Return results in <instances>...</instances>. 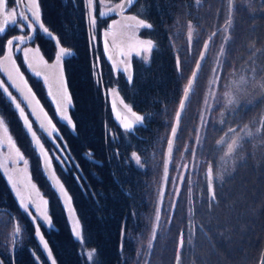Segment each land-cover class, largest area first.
Instances as JSON below:
<instances>
[{
	"label": "rangeland",
	"instance_id": "obj_1",
	"mask_svg": "<svg viewBox=\"0 0 264 264\" xmlns=\"http://www.w3.org/2000/svg\"><path fill=\"white\" fill-rule=\"evenodd\" d=\"M120 2H122V0H93L94 15L96 20L98 18L100 19L99 22L103 25V29L98 33V24L96 23V27L93 29L92 33V35H95L92 46L96 54L99 53L93 65L95 67V78L99 84L102 83L111 108L114 100L113 97L117 96L112 92V89H116L119 93V96H117L118 99H123L138 114L146 115V120L143 124L135 125L132 130L125 131L116 119V114L114 113V118L117 123L113 129L110 130L113 142L117 141L124 145L126 144L128 146L126 153H129L130 156L133 151L137 152L144 165L143 168L137 167V173H132L130 176L131 183L125 184L127 185L125 190L119 187V191L116 192V194L119 193L123 197H129L130 206H133L138 216H141V219L140 217H136L137 223L131 230L124 229L126 235L123 238V245L121 244L123 247L120 245V251L122 247V255L125 259L129 260V264H150L149 257H151L155 245L163 241L161 236L166 234L170 229L175 218L174 213L177 212L179 208L178 215L176 216L178 219L177 222L180 223V227L177 225L174 227L177 229L175 248L177 249V256H179V261H176V264H181L180 258L184 245L183 247L179 246L180 234H184L185 244L186 241L189 242L194 238V235L201 226L199 209L201 205H203L206 197H209L206 179L209 164L213 167V183L216 193L219 190V192L221 191V193L226 195L228 193L227 191H231V194L228 195L229 200L233 199L236 203V200L247 195V193L251 194L250 197L252 198L253 195L258 197L257 191L261 190L258 189L257 183L260 182L264 176V126H261L258 121L264 118V99L261 98L264 89H260L256 85L264 81V7H261V5L264 4V0H233L234 7L231 16V27L228 28L226 33L218 31L211 40L208 54L196 82V91L182 116L177 138L175 139L174 153L167 183L168 186L159 223L156 221V212L157 209L160 211L161 192L164 186V164L168 159L167 139L170 138L171 125L174 124L175 121V111L178 110L179 99L182 98V89L187 84V80L191 78V73L195 69V62L199 60V53L203 51L204 47H200L201 43L197 39L198 36L195 34V37L192 39L193 47L189 48L188 29L184 27L186 23L184 20L185 16L180 19L178 26L171 28L172 25H168L167 27L170 31L168 38L170 45L173 47L170 49L171 53L174 58L175 53L177 54L178 51L181 53L183 79L180 78V74L174 77L175 79L172 77L164 90L156 86V81L154 84L146 86L145 72L150 66L153 51L158 46L153 36L152 29L123 28L122 25L130 22L126 19H122L115 13L105 18L99 16L101 11H106L105 5L114 6ZM208 2L216 7V10L214 13L211 12L205 17L208 21L207 24H211L213 28L203 37V44L209 41V37L212 36L213 33H216L217 28L224 29L226 27V21L229 18L227 0H194L193 4L197 9L200 8L199 10L201 12L205 9L202 7ZM190 4L192 5V2H190ZM187 14L190 15V12L187 11ZM131 15H136L138 18L145 19L147 22L151 23L147 18L144 0H133V3L129 5L124 12L125 17ZM203 16L204 15H200V17ZM193 18L194 16L190 19ZM104 20H107V24L104 23ZM113 20H121V25H117L112 29V31L121 33L115 41H113L111 34L105 36V33L109 32V25H111ZM190 23H192L194 27L192 20ZM193 31L196 33L197 30L194 29ZM225 34L232 37L227 43L223 40ZM143 39H152L154 42V49L150 54L141 52L139 56L133 51L128 57V62L131 64V74L133 75V80L129 83L127 74L120 71L123 65L120 64L121 57L118 54L119 49L122 46L125 48L130 45L136 46L137 42ZM106 41L110 49L107 52L105 51ZM113 44H115V46H113ZM222 46L225 48V56L223 57L225 67L220 70L224 77V80L220 83L232 84L233 81H236L242 90V95H244V99L241 100V107L238 109L239 116L237 117H231L225 112V109L222 107L223 102L218 105L212 101V110L205 111L204 99L209 91L212 69L217 66L215 59L219 56V50ZM114 53L116 54L115 59H109L108 57L112 56ZM186 55L188 56L187 63L184 62ZM102 56L105 57L108 64L106 71V67L101 63ZM145 56H147V59H144ZM174 58L172 61L173 69H175L176 66ZM253 67L256 69L255 74L252 71ZM59 69L64 71L62 60ZM240 77H244L243 82L240 81ZM54 90L55 89H53V91ZM213 90L217 95L225 91V89L219 87V85ZM17 98L18 100L20 99L19 97ZM246 99H252L253 104L245 107ZM22 107H24L23 104ZM72 108L73 101L72 106L68 110V114L73 121L72 113L70 112ZM25 111L28 113L30 112L27 107H25ZM221 112H225L224 119L227 121L225 125L219 124ZM202 113L208 119L209 123L207 128L201 127L200 116ZM40 117L41 120L44 119L43 113H40ZM0 119L5 120L1 113ZM55 124L56 126L58 125V123ZM245 125L248 126L245 131H251L252 136L245 137L243 147L237 154L231 157H223V152L216 151V141L224 135V132L227 131V127H235L239 134L243 136L244 132H241L240 129H243ZM5 126L9 129L7 133L4 132ZM68 127L72 130L75 129L74 123L73 126L68 125ZM221 128H223V131L220 130ZM258 128L260 129L259 132H257ZM197 129H200L204 135L203 151H201L200 146L196 143ZM57 131L59 136L53 138L47 137L46 133L41 134V131L38 130L37 135H39L49 156L52 158V170L55 172L56 177L63 183L58 174L60 175V170H63V174L67 177V174H72L71 155L69 154L62 135L58 129ZM0 132V138H4L7 135L11 136L13 141L15 140V137L11 135L8 125H0ZM29 137L31 145L34 147L31 136L29 135ZM53 139L55 143L52 142ZM57 144L59 148L55 146ZM17 147L20 149L25 159L29 161L27 170H25L23 161H20L14 166L11 160L7 159L12 153L6 146L0 148V161H6L8 168H15L20 176H22L21 174L23 171H29L32 178L31 170L34 168L32 166L33 158L31 154L27 153L23 148L20 146ZM192 149H196L195 156L192 154ZM35 151L38 155L39 151ZM56 157H60V160H57ZM61 161H63V164ZM40 167L42 168L41 160ZM241 171L244 172L243 176L240 175ZM43 173L46 176L44 171ZM0 176L6 179L2 170H0ZM34 183L36 185L34 192L37 195L38 204L40 203L41 197L47 199L49 203L46 206L41 205L40 209L30 208V211H32L33 216L37 215L38 212L40 214L46 212L51 220L52 210L50 206L52 199L54 200V198L58 197V192L56 191L57 195L55 196L52 183L51 185L53 188L51 187L52 189L49 195L37 181H34ZM256 185L257 187H255ZM65 189L67 190V188ZM233 189L234 192L232 191ZM262 189H264V187H262ZM127 190L130 191L128 196L126 195ZM68 194L71 197L70 192H68ZM108 195L113 197V193L108 192ZM101 197L104 198L103 194H101ZM58 199H60V197H58ZM115 200L116 198L114 197L113 201L115 202ZM229 205L230 204H227L226 214L232 216V219L234 216L237 218L234 229L238 232L241 227V230H244L246 233L251 227L253 229V224L249 219L247 220L240 217H248V215L255 216L257 205H249L246 209H244L242 205L241 207L243 209L240 208L237 212L235 211L233 213V209L230 210ZM64 208L68 211L67 215L69 220L72 221L73 228L78 219L76 215L77 209L75 199L71 197V203L68 207L64 205ZM6 210L11 209L8 208ZM11 212L13 213V222L8 224L7 221L9 217L3 215L2 219L4 223H0V262H2V264H28L29 260L26 262V260L23 261L22 259L33 257V260L37 264L49 263L48 257L42 250V246L33 241L32 230L31 232L28 230L32 225L35 227L31 218L27 217L19 208L18 210H11ZM215 215L217 216L216 219H219V221L224 218V214L221 212H215ZM26 219H29L30 223H28ZM228 219L227 216V218L223 220V224ZM17 222L23 226L24 230L18 241L20 246L16 247L13 253L14 245L12 242V233L14 225ZM35 224L39 225L40 229L49 232L52 238L55 229L52 221L50 226L40 220H37ZM79 226L80 230H82L80 221ZM153 228L156 230L155 238H153ZM85 244L79 241L80 251L87 259L89 254H92V258L88 260L94 262L97 250L93 246H86ZM149 244L152 245L151 248H149ZM124 250H126V252ZM233 258L234 263L227 262L226 264L242 263V257L236 256Z\"/></svg>",
	"mask_w": 264,
	"mask_h": 264
},
{
	"label": "trees",
	"instance_id": "obj_2",
	"mask_svg": "<svg viewBox=\"0 0 264 264\" xmlns=\"http://www.w3.org/2000/svg\"><path fill=\"white\" fill-rule=\"evenodd\" d=\"M193 1L144 0L147 18L153 25L152 33L158 43L153 51L150 66L145 72L146 86L154 84L156 81V86L164 90L172 77L179 75L176 66L173 69L174 57L170 50L173 47L168 38L170 32L168 25H172L171 28L178 26L180 19L185 16V28H188L192 20L193 30L198 29V27L202 30L197 37L200 43L207 32L212 30L213 26L207 24L208 21L205 17L211 12L214 13L216 7L208 2L202 7L205 8L204 11L200 12V8L197 9ZM39 3L42 22L52 32V37L40 33L33 43H38L43 56L50 61L55 59V54L60 47L72 51L70 55L64 56V69L73 101V108L70 112L75 125L74 130L57 118L53 105L46 97L42 81L34 78L26 70L22 59L19 58L21 67L26 71L27 80L33 90L52 114L55 123H58V130L71 155L72 174H67V177L63 174V170H60L58 176L62 179L71 197L76 201V215L82 225V230H80L82 239L77 240L74 235L72 221L67 215L68 211L58 197L52 199L50 206L52 210L51 221L55 227L52 238L46 230L40 229L41 234L49 244L56 264H129V260L125 259L121 252L123 238L126 235L124 229L131 230L137 223L136 217L141 219V216H138L134 207L130 206L129 197H123L116 192L120 188L125 190L127 186L125 184L131 183L130 176L132 173H137L138 166L130 159V154L126 153L128 146L117 141L113 142V138H111L110 130L117 122L104 87L95 78L93 65L99 53L96 54L92 42H90L93 29L89 28L87 23L84 0H39ZM187 11L190 12V15L187 14ZM200 15L204 16L200 17ZM193 16L194 18L190 19ZM97 20V32L100 33L103 25L100 24L99 18ZM104 23L107 24V20H104ZM16 33V28H11L8 33L0 36V56L6 52L7 39ZM57 40L60 42L59 44H57ZM189 48H191L190 43ZM177 55L182 61L181 53L178 51L177 54L175 53V64ZM101 60L106 71L108 68L107 61L104 56L101 57ZM0 113L5 117L11 135L15 137V144L30 153L33 158L32 178L49 195L53 187L50 186L48 178L40 167V158L31 145L30 137L22 120L18 117V112L7 97L3 95H0ZM240 173L241 176L244 175L243 171ZM257 185L258 189H261L257 191L258 197L253 195L252 198L250 197L251 194L247 193V195L236 200V203L233 199H228L231 191H227L228 193L224 195L218 190L215 202H212L210 197H206L199 209L201 226L194 238L185 242L180 258L181 264L234 263L233 257L236 256L243 258L241 264L259 263L264 245V189H262L264 176ZM232 191L234 192V189ZM53 192L56 196L57 193L54 188ZM108 192L113 193V197H110ZM128 193H130L129 190L126 192L127 196ZM101 194L104 198L101 197ZM114 197L116 198L115 202L113 201ZM227 204H230V210L233 209L232 213L237 212L240 208L246 209L247 206L256 204L255 216L240 217L249 219L253 224V229L251 227L246 233L240 227L237 232L234 229L237 218L234 216L232 219V216L226 214ZM0 205L12 211L18 210L17 201L4 177L0 178ZM178 212L179 208L174 213L175 218L170 229L161 236L163 241L155 245L154 251L149 257L150 264H176L177 229L174 226L180 225L176 216ZM215 212H221L224 214V218L219 221L216 219ZM227 216L229 219L223 224V220ZM26 221L30 223L29 219ZM28 230L30 232L32 230L33 241L39 243L38 237L35 235V227L32 225ZM79 241L84 244L87 243L86 246H93L97 250L94 262L89 261L80 251ZM120 245L122 246L121 251ZM124 251L126 252V250ZM44 254H46L45 251ZM22 260H26V262L29 260L28 264L31 262L37 264L33 257H26ZM48 262L46 264H51L50 260Z\"/></svg>",
	"mask_w": 264,
	"mask_h": 264
},
{
	"label": "snow or ice",
	"instance_id": "obj_3",
	"mask_svg": "<svg viewBox=\"0 0 264 264\" xmlns=\"http://www.w3.org/2000/svg\"><path fill=\"white\" fill-rule=\"evenodd\" d=\"M133 3V0H122V2L112 5H105L106 11H101L99 16L101 18H105L113 13L122 19H126L130 23L122 25L123 28L126 29H152L153 25L147 22L145 19L138 18L136 15L124 16L125 10L129 5ZM229 18L226 21V27L222 30L227 32L228 28L232 25V10H233V0H227ZM85 12L87 14V23L89 28L95 29L96 27V17L94 15V5L93 0H84ZM264 7V4L261 5ZM256 10V9H254ZM121 25V20H113L111 25H109V32L105 33V36L109 34L112 35L113 41H115L121 33L112 31V29ZM9 26L18 27L20 35L13 36L12 38H8L6 41V52L3 56H0V73L6 76V80L0 79V95L7 97V99L14 106L15 110L18 112L19 119L22 120L23 126L26 129L27 133H30L31 140L34 145V150H39L38 157L41 160L42 170L47 173L49 169L52 168L51 157H49L48 152L44 149V145L41 143L40 137L37 135V131L33 129V121L29 120V115L35 117L36 122H38L39 129L46 133L47 137L53 138L59 136L56 125L53 124L50 117H48L47 112H45L43 106L40 103V100L36 97L32 88L28 85L27 80L25 79L23 73L20 71L19 66L17 65L16 60L13 58L14 52L23 54V62L26 67L31 70L37 78H42L44 84L47 86V95L50 97L52 104L55 107V111L57 113L58 119L60 121L65 122L69 126H73V121L68 114L69 108L72 106L71 95L68 92L66 83L64 82L62 71L59 76L56 73L52 72V68H59L60 62L62 58L68 54L67 50L64 47H60L59 51L55 54V63L53 65H49L48 61L45 60L44 56L41 54V49L39 47L31 48L27 47V43L33 40V34L37 33L39 29L44 34L49 37H52V32L48 27L42 22L41 17V8L39 0H0V34H4L6 29ZM188 41L191 43L193 39V26L191 23L188 25ZM25 29L28 30L25 33ZM216 35L213 33L212 36L209 37V40ZM95 39V35L90 39L92 42ZM232 39L231 36L225 34L223 36V40L225 43ZM60 42L57 40V44ZM23 46V47H22ZM115 46V44H113ZM205 50L209 48V43L205 42L203 44ZM138 49V50H137ZM154 49V42L152 39H143L137 42L136 46H128L121 47L119 49V56L121 57L120 64L123 67L120 69L123 73L127 74V80L129 83L133 80V75L131 74V64L128 62V57L131 55L133 51L136 52V55H141V52L150 54ZM109 44L105 42V51H109ZM115 53L112 56H109V59H115ZM206 53L205 51H201L199 53V60L195 62V70L191 73V78L187 80V84L182 89V98L179 99L178 110L175 111V123L171 125L170 138L167 139V154L169 159L171 158L174 141L177 138V133L179 130V125L182 119V116L191 101L193 94L196 91V82L200 76V70L202 68V62L205 60ZM225 56V48L222 46L219 50V56L215 59L216 67L212 69V78L209 81V91L204 99L205 111L212 110V101L216 104L220 105L222 102V107L225 109V112L228 113L231 117L239 116V111L241 107V100L244 99V95H242V90L239 87V84L236 81H233L232 84H223L220 83L224 80V77L221 73V69L225 67V63L223 57ZM147 59V56L144 57ZM188 56L186 55L184 58V62L187 63ZM255 63V62H253ZM176 70L180 75V78L183 79L182 76V63L179 55L176 57ZM253 73L255 74L256 69L253 67ZM240 81H244V77H240ZM255 83V81H254ZM222 87L225 89L220 95L213 90L215 87ZM260 89H264V81L256 85ZM14 89L17 93H19L21 99L18 100L17 96L13 95V92L9 89ZM53 89H55L53 91ZM117 96L119 93L116 89H112ZM261 98L264 99V93L261 94ZM259 102V101H257ZM22 104L24 107H22ZM252 99H246L245 107L252 105ZM25 107L30 109L29 113L25 112ZM112 111L116 114V119L119 121L120 125L123 127L125 131H130L133 129L135 125L143 124L146 120V115L138 114L133 108L126 103L123 99L119 100V104H117L116 100L112 102ZM225 112H221V118L219 120V124L225 125L227 121L224 119ZM40 113H43L44 119L41 120ZM201 127L207 128L208 119L202 113L200 116ZM261 126H264V118H261L259 121ZM6 122L3 119H0V125H5ZM247 125L244 126L243 129H240L241 132H244V135L241 136L235 127H227V131L224 132V135L216 141V151L223 152V157H231L238 153L239 150L243 147V141L245 137L252 136L251 131H245L247 129ZM223 131V128L220 129ZM9 129L5 126L4 132L7 133ZM260 129H257L259 132ZM197 137L196 143L200 146L201 151H203V143H204V135L200 129L196 130ZM55 143L54 139L52 141ZM8 147L12 155H9L7 159L11 160L12 164L15 166L20 161H23L25 166V170H27L29 161L25 159L23 154L20 152V149L16 146L11 136H5L4 138H0V148ZM59 148V145H55ZM226 148V150H225ZM193 156L196 155V149H192ZM119 153L117 152V155ZM57 160H60V157H56ZM66 159V158H65ZM131 160H134L135 164L141 168H143V164L141 162V157L137 152L133 151L130 156ZM63 164V161H61ZM0 170H2L3 175L6 177V181L10 186V190L14 194V198L17 201V207L29 218H31L33 224L35 225V235L38 237V242L42 246V250L45 251L47 257L51 261V264H56V260L53 258L52 252L49 248V244L45 240L44 236L41 234L40 226L36 225L35 222L37 220L43 221L46 225H51V220L49 219L47 213L33 216L30 208L40 209L41 205L46 206L49 202L47 199L41 197L40 203L36 202L35 196L33 195V190L36 189V185L31 182L30 178L22 177L18 174V172L13 169H9L6 161H0ZM168 173V162L166 161L164 164V178L167 180ZM47 178V176H46ZM222 178V177H221ZM51 179L56 180V184L58 188L54 187V191L58 192V197L62 196L66 198L67 203H71V197L69 196L67 190L65 189L64 184L56 177L55 172H52ZM207 193L209 194L210 200L215 202L217 200L216 191L213 183V167L209 164L207 168ZM51 186V182H50ZM161 197H163V192H161ZM3 215H7L9 217L7 223L11 224L13 222V213L11 210H6L3 206H0V223H4L2 217ZM160 220L159 209L156 212V221ZM23 226L17 222L14 225V230L12 233V242L14 245L13 253L15 251V247H19L20 244L18 241L21 238V234L23 231ZM74 235L78 240L82 239L81 231L79 226V220H76L75 225L72 228ZM156 230L153 228V238H155ZM184 245V234H180L179 246L183 247ZM151 244H149V248H151ZM92 258V254H89L88 259ZM177 261H179V256H177ZM2 264V262H0ZM264 264V261L261 262Z\"/></svg>",
	"mask_w": 264,
	"mask_h": 264
},
{
	"label": "flooded vegetation",
	"instance_id": "obj_4",
	"mask_svg": "<svg viewBox=\"0 0 264 264\" xmlns=\"http://www.w3.org/2000/svg\"><path fill=\"white\" fill-rule=\"evenodd\" d=\"M11 28H16V30H17V33L16 34H14V35H12L11 36V38L13 37V36H16V35H20V34H23V33H20L19 32V30H18V27H13V26H9L7 29H6V32L4 33V34H6V33H8L9 32V30H11ZM188 30L187 31H189V28H187ZM197 31H196V33L193 31V37H195V34L198 36V35H200L201 34V29H200V27H198V29H196ZM218 30H222L221 28L220 29H218L217 28V30H216V34H217V32H218ZM28 32V30L27 29H25V33H27ZM42 34L43 32L42 31H40L39 29L37 30V33H35V34H33V40L32 41H30V42H28L27 44H32L33 43V41L34 40H36L37 39V35L38 34ZM4 34H0V36H2V35H4ZM44 34V33H43ZM54 38H55V36H54ZM109 41V40H108ZM203 42L204 41H202L201 42V48H202V46H203ZM34 45L35 44H37L38 45V43H33ZM32 44V45H33ZM190 45H191V48L193 47V41H191V43H190ZM38 47H39V45H38ZM200 50V49H199ZM42 52V51H41ZM4 54H2L1 56H3ZM21 58V57H20ZM20 58H18L19 59V64H20V67H21V63H20ZM65 59V58H64ZM55 60V59H54ZM23 61V60H22ZM50 61V60H49ZM24 63V62H23ZM25 68H26V66H25ZM21 69H22V67H21ZM63 69H64V61H63ZM23 70V69H22ZM27 70V69H26ZM23 72L25 73V75H26V71L25 70H23ZM28 72L30 73V71L28 70ZM31 74V73H30ZM32 75V74H31ZM33 76V75H32ZM34 77V76H33ZM34 78H36V76L34 77ZM0 79H4V80H6V77L2 74V73H0ZM26 79H27V76H26ZM36 79H38V78H36ZM38 80H40V79H38ZM28 81V80H27ZM42 81V80H41ZM29 82V81H28ZM42 83H43V81H42ZM29 84H30V82H29ZM30 86H31V84H30ZM43 87H44V84H43ZM31 88H32V86H31ZM10 90V89H9ZM32 90H33V88H32ZM12 91V90H11ZM34 91V90H33ZM44 91H45V87H44ZM13 92V91H12ZM35 92V91H34ZM45 93H46V97L48 98V100L50 101V99H49V97L47 96V91H45ZM35 94L37 95V93L35 92ZM13 95H15V92H13ZM16 95H17V92H16ZM17 97H18V95H17ZM115 97V96H114ZM114 97H113V99H114ZM117 97V96H116ZM37 98L39 99V97H38V95H37ZM118 98V97H117ZM40 100V99H39ZM115 100V99H114ZM40 102H41V100H40ZM51 102V101H50ZM42 104H43V102H42ZM51 104H52V102H51ZM53 105V104H52ZM43 106H44V104H43ZM45 107V106H44ZM53 108H54V106H53ZM45 109H46V107H45ZM54 110H55V108H54ZM46 111H48V109H46ZM26 112V111H25ZM49 112V111H48ZM26 113H28V112H26ZM54 113H55V111H54ZM51 114V113H50ZM56 114V113H55ZM52 115V114H51ZM57 116V115H56ZM53 117V116H52ZM5 118V117H4ZM32 118H31V115H29V120H31ZM6 120V119H5ZM6 125H7V122H6ZM34 125V127L36 128V130H38V127L35 125V124H33ZM9 126V125H8ZM1 133V132H0ZM14 142H15V140H14ZM17 146V145H16ZM1 151V150H0ZM0 154H1V152H0ZM1 156V155H0ZM22 177H26V178H30V180L32 181V183H34V179L33 178H31V176H30V172L28 171V172H25V171H23L22 172ZM35 184V183H34ZM35 199H36V202L38 203V200H37V195H36V193H35Z\"/></svg>",
	"mask_w": 264,
	"mask_h": 264
},
{
	"label": "water",
	"instance_id": "obj_5",
	"mask_svg": "<svg viewBox=\"0 0 264 264\" xmlns=\"http://www.w3.org/2000/svg\"><path fill=\"white\" fill-rule=\"evenodd\" d=\"M208 43H209V47H210V44H211V40H209L208 41ZM209 49V48H208ZM208 49L207 50H205V49H203V51H205V53H206V56H207V54H208ZM67 50V49H66ZM67 55H70L71 54V51L70 50H67ZM206 56H205V58H206ZM203 64H204V61L202 62V66H203ZM195 70V69H194ZM114 99L117 101V104H119V99L115 96L114 97ZM174 123H175V121H174ZM29 135H30V133H28ZM39 136V135H38ZM41 143H42V141H41ZM43 144V143H42ZM174 144H175V141H174ZM44 149L47 151V149H46V147H45V145H44ZM173 149H174V147H173ZM37 151H39L38 149H37ZM48 152V151H47ZM173 153H174V151L172 152V155H171V158L169 159V157H168V159H167V162H168V173H167V180H165L164 179V186H163V190H162V192H163V197L161 198V202H160V211H159V213H160V219H161V214H162V210H163V207H164V199H165V196H166V190H167V186H168V179H169V175H170V173H169V170H170V167H171V164H172V157H173ZM49 155V154H48ZM49 157H51V156H49ZM52 172H53V170H52V168L51 169H49L48 171H47V173H45L46 174V176H47V178H49V180H50V182L52 183V185H53V187H56V188H58V185L56 184V180L55 179H51V177H52ZM33 195L35 196V192H34V190H33ZM60 197V199L63 201V203H64V205L66 206V207H68L69 206V203H67L66 202V198H64V197H62V196H59ZM160 222V220L158 221V223ZM157 226H158V224H157ZM263 244H264V242H263ZM14 248V247H13ZM16 248V247H15ZM261 257H260V261H259V263L258 264H261V262L262 261H264V245H263V248H262V251H261Z\"/></svg>",
	"mask_w": 264,
	"mask_h": 264
},
{
	"label": "crops",
	"instance_id": "obj_6",
	"mask_svg": "<svg viewBox=\"0 0 264 264\" xmlns=\"http://www.w3.org/2000/svg\"><path fill=\"white\" fill-rule=\"evenodd\" d=\"M27 47H31V48H35V47H38V45L37 44H27L26 45ZM23 47V46H22ZM41 54H42V52H41ZM43 55V54H42ZM19 57H21V59L23 60V54L22 53H16V52H14V54H13V58L16 60V62H17V65L19 66V68H20V71L23 73V75H24V77H25V79H26V75H25V73L23 72V70L21 69V67H20V64H19ZM45 58V60H47L48 61V64L49 65H53L54 63H55V60H53V61H49L46 57H44ZM63 61H64V59L62 58V63H63ZM26 66V65H25ZM26 69L27 70H29L27 67H26ZM30 71V73L35 77V75H34V73L31 71V70H29ZM51 71L52 72H54V73H56L57 74V76H59L60 75V73H61V69H59V68H52L51 69ZM4 75V74H3ZM62 75H63V79H64V82L66 83V86H67V89H68V85H67V80H66V74H65V69H64V71H62ZM5 76V75H4ZM6 77V76H5ZM37 78V77H36ZM7 79V78H6ZM38 79H40V80H42L43 81V79L42 78H38ZM27 80V79H26ZM28 82V81H27ZM43 84H44V82H43ZM28 85L30 86V84H29V82H28ZM31 87V86H30ZM44 87H45V91H48V89H47V86L44 84ZM11 89V88H10ZM13 92H15V96H17L18 95V97L21 99V97H20V95H19V93H17V95H16V91L14 90V89H11ZM69 90V89H68ZM34 92V91H33ZM69 92H70V90H69ZM35 93V92H34ZM36 95V94H35ZM70 95H71V93H70ZM48 96V95H47ZM36 97H37V95H36ZM49 97V96H48ZM49 99H50V97H49ZM72 100V99H71ZM50 101H51V99H50ZM41 103V105L43 106V104H42V102H40ZM54 106V105H53ZM43 108H44V110H45V112H47V114H48V117H50L51 118V120H52V122H53V124H55V121H54V118L52 117V115L50 114V112H48V111H46V109H45V107L43 106ZM55 108V107H54ZM30 110V109H29ZM55 111V110H54ZM56 113V112H55ZM56 115H57V113H56ZM31 121H33V124H35L37 127H38V122H36V120H35V117L34 116H32L31 115ZM57 118H58V116H57ZM56 125V124H55ZM56 128L58 129V127L56 126ZM38 131H41L40 129H39V127H38ZM41 134H44V132H42L41 131Z\"/></svg>",
	"mask_w": 264,
	"mask_h": 264
}]
</instances>
